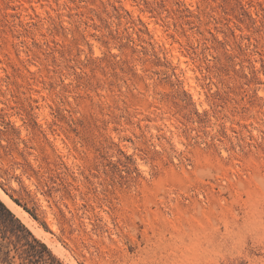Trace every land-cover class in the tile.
Returning a JSON list of instances; mask_svg holds the SVG:
<instances>
[{
  "label": "rangeland",
  "instance_id": "rangeland-1",
  "mask_svg": "<svg viewBox=\"0 0 264 264\" xmlns=\"http://www.w3.org/2000/svg\"><path fill=\"white\" fill-rule=\"evenodd\" d=\"M0 189V264H264V0H0Z\"/></svg>",
  "mask_w": 264,
  "mask_h": 264
},
{
  "label": "trees",
  "instance_id": "trees-1",
  "mask_svg": "<svg viewBox=\"0 0 264 264\" xmlns=\"http://www.w3.org/2000/svg\"><path fill=\"white\" fill-rule=\"evenodd\" d=\"M17 204H20L17 200H14ZM0 207L2 208V210L11 215L9 209L5 206V204L3 202L0 201ZM25 208V206H24ZM26 209V208H25ZM27 210V209H26ZM18 221V220H17ZM18 227L19 230L25 232L24 235H26L25 237V242H26V247L22 250L19 251L20 255L23 256V258H29L31 255H33L34 253H38L41 256H44L45 254L49 255L48 258L52 257L48 248L46 247V245L43 242H40L38 239H36L35 237H33L30 232L18 221ZM27 236H31V239L28 240ZM39 246V249L38 247Z\"/></svg>",
  "mask_w": 264,
  "mask_h": 264
},
{
  "label": "bare ground",
  "instance_id": "bare-ground-1",
  "mask_svg": "<svg viewBox=\"0 0 264 264\" xmlns=\"http://www.w3.org/2000/svg\"><path fill=\"white\" fill-rule=\"evenodd\" d=\"M0 199H2L3 202L7 203V205L10 207L9 209H11V211L16 213L17 216H20L25 222H28L27 221V213L18 204H16L11 199H9L6 195H4V192H2L1 189H0ZM28 224L30 226L29 228H31V231L34 234H36V235L40 234V230L36 229L30 223H28ZM59 250H60V248H59Z\"/></svg>",
  "mask_w": 264,
  "mask_h": 264
}]
</instances>
